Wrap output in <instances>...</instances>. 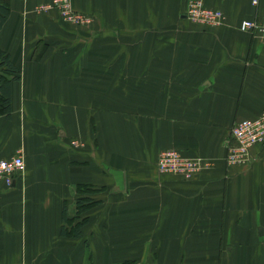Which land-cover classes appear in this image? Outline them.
<instances>
[{"label":"crops","instance_id":"0c3cea01","mask_svg":"<svg viewBox=\"0 0 264 264\" xmlns=\"http://www.w3.org/2000/svg\"><path fill=\"white\" fill-rule=\"evenodd\" d=\"M55 0H10L0 49L20 71L0 160V264H264V144L227 167L234 122L264 109V44L238 30L264 0H202L220 27L185 18L187 0H69L92 19L64 24ZM202 159L190 180L158 153ZM99 191L78 238L61 237L75 187Z\"/></svg>","mask_w":264,"mask_h":264},{"label":"built area","instance_id":"2783aa9c","mask_svg":"<svg viewBox=\"0 0 264 264\" xmlns=\"http://www.w3.org/2000/svg\"><path fill=\"white\" fill-rule=\"evenodd\" d=\"M252 3L256 4V1ZM52 6L57 10L58 15L69 24L79 26L89 22L84 15L72 10L69 0H55ZM187 15L190 20L206 25V27L223 25L221 12L204 7L202 0H188ZM238 30L250 34L253 38L258 37L264 42V20H243ZM231 134L235 145L227 151L226 165L227 167L246 166L250 161L252 149L264 144V109L257 118L245 119L235 124ZM157 168L160 173L190 180L208 166L202 159L186 158L178 151L170 149L159 155ZM24 170V162L20 156L9 161H0V182L10 185L11 181H14V176L21 174Z\"/></svg>","mask_w":264,"mask_h":264},{"label":"trees","instance_id":"16d2710c","mask_svg":"<svg viewBox=\"0 0 264 264\" xmlns=\"http://www.w3.org/2000/svg\"><path fill=\"white\" fill-rule=\"evenodd\" d=\"M10 14V0H0V30ZM20 71L11 61L10 56L0 49V116H11V84L19 81ZM78 194L75 201L74 213L69 216L66 206H63L60 227V236L65 238H78L81 229L85 226L88 218L83 216L85 212L96 206L92 197L99 190L90 185L79 184L75 187Z\"/></svg>","mask_w":264,"mask_h":264},{"label":"bare ground","instance_id":"6f19581e","mask_svg":"<svg viewBox=\"0 0 264 264\" xmlns=\"http://www.w3.org/2000/svg\"><path fill=\"white\" fill-rule=\"evenodd\" d=\"M202 2H203V1H202ZM187 4H188V0H187ZM187 4H186V11H185V18H186L189 22H191V23H193V24H195V25H199V26H202V27H206V25L200 24V23H198V22H194V21H192V20H190V19L188 18V15H187ZM203 5H204V4H203ZM204 7H205V5H204ZM206 8H207V7H206ZM208 9H210V8H208ZM72 10H73V9H72ZM212 10H217V9H212ZM73 11H74V10H73ZM218 11H220V10H218ZM75 12H76V11H75ZM220 12H221V11H220ZM77 13H78V12H77ZM79 14H80V13H79ZM221 14H222V17H223L222 23H224L225 16L223 15L222 12H221ZM81 15H83V14H81ZM84 16L89 20V22H87V23L84 24V25H79V26H75V25H72V24H69V23L65 22L60 16H59V18H60L61 21H62L64 24H66V25H70V26H72V27L80 28V27H87V26L90 25L91 22H92V19H91L90 17H88V16H86V15H84ZM255 38L258 39V41H260L261 43L264 44V42H263L260 38H258V37H255ZM244 120H245V119H244ZM241 121H243V120H240V121H236V122H234L233 125H232V127H231V129H230L229 139L226 141V150H227V151H228V149H229L230 147H232V146L235 145V141H234V139L232 138L231 130H232V128L234 127L235 124H237V123H239V122H241ZM167 150H170V149H167ZM167 150H163V151L159 152V154H158L157 161H156V169H157V171H158V168H157V162H158V159H159V155H160L162 152H165V151H167ZM16 156H20V157L23 159V157H22L21 154H17V155H15V156L11 157L10 159H7V160H0V161H9V160H11L12 158H14V157H16ZM23 162H24V159H23ZM225 163H226V162H225ZM24 166H25V163H24ZM226 166H227V165H226ZM24 172H25V170H24L21 174H19V175H15V176H14V180H15V178H16L17 176L23 175ZM158 173H160V172L158 171ZM160 174H164V173H160ZM164 175H170V174H166V173H165ZM13 183H14L13 180L11 181V184H10V185H7L5 182H2V181H1V182H0V185L4 186V187H6V188H11V187L13 186Z\"/></svg>","mask_w":264,"mask_h":264},{"label":"rangeland","instance_id":"374dc122","mask_svg":"<svg viewBox=\"0 0 264 264\" xmlns=\"http://www.w3.org/2000/svg\"><path fill=\"white\" fill-rule=\"evenodd\" d=\"M159 154V153H158ZM158 157V156H157ZM157 161V160H156Z\"/></svg>","mask_w":264,"mask_h":264}]
</instances>
